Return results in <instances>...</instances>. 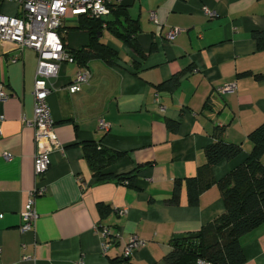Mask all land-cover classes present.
Listing matches in <instances>:
<instances>
[{
	"label": "crops",
	"instance_id": "crops-1",
	"mask_svg": "<svg viewBox=\"0 0 264 264\" xmlns=\"http://www.w3.org/2000/svg\"><path fill=\"white\" fill-rule=\"evenodd\" d=\"M116 2L138 20L136 40L145 57L134 65L138 57L104 31L102 40L118 50L119 65L98 59L88 66L60 63L47 97L60 147L48 154L40 175L34 172L32 124L37 54L0 40V86L9 94L0 100V264H114L111 259L163 264L174 235L199 233L224 212L216 182L244 159L252 146L248 134L264 123V52L251 38L252 30H264V0ZM16 12L14 3L2 2L0 14ZM76 24L77 18L67 15L58 30L72 50L89 43L88 33L66 30ZM171 28L179 33L170 40ZM80 67H87L90 77L70 93L67 87ZM175 75L179 82L171 88ZM227 83H235V91L220 93ZM167 120L177 123L175 131H169ZM216 128H223V138L240 144L242 152L204 172V150ZM90 142L123 153L103 174L139 167L132 186L97 180L84 156ZM195 176L212 183L190 203L186 180ZM176 181L178 203L168 204ZM42 188L43 194L33 198L38 217L21 230V211L31 191ZM98 203L110 207L103 218ZM99 225L112 235L105 252ZM131 235L144 244L125 258L122 248ZM239 242L244 264H264V224Z\"/></svg>",
	"mask_w": 264,
	"mask_h": 264
},
{
	"label": "trees",
	"instance_id": "trees-1",
	"mask_svg": "<svg viewBox=\"0 0 264 264\" xmlns=\"http://www.w3.org/2000/svg\"><path fill=\"white\" fill-rule=\"evenodd\" d=\"M2 2H0L1 6ZM109 12L102 16H92L82 13L77 16V24L67 27L66 30H79L88 33V45L77 49H69L66 38L60 36L66 50L73 56L80 66H88L93 59H98L106 66L119 65L120 56L118 50L102 40L104 31L118 39L130 49L138 59H134V65H138L140 59L145 57L139 47L136 35L140 31L137 19L131 18L125 5L115 3L108 5ZM60 29V28H59ZM58 29V30H59ZM251 38L255 41L259 51L264 52V30L254 29ZM179 76L175 75L169 80L171 88L176 87ZM158 86V85H157ZM166 126L169 131H175L177 123L167 120ZM214 140L205 147L206 162L202 171L207 172L211 167L222 160H231L242 152L240 144L231 143L223 138V128H216ZM251 142V150L244 159L216 183L223 199L225 210L212 223L199 231L197 240H173V248L163 257V264H196L198 258L206 259L214 264H244L245 258L239 242L241 235L264 224V123L260 124L248 134ZM84 156L99 181L109 178L116 182H124L132 186L134 179L140 170L136 167L128 173L110 175L103 174V170L117 162L123 153L103 147L100 143L90 142L84 147ZM209 179L203 181L199 176L186 180L188 199L190 203L197 201L199 194L210 184ZM180 182L174 184L173 194L166 199L168 204H177ZM101 218L108 212L110 207L103 203L97 205ZM112 235H109L107 242ZM197 243V251L192 249ZM116 263V259H111Z\"/></svg>",
	"mask_w": 264,
	"mask_h": 264
},
{
	"label": "built area",
	"instance_id": "built-area-1",
	"mask_svg": "<svg viewBox=\"0 0 264 264\" xmlns=\"http://www.w3.org/2000/svg\"><path fill=\"white\" fill-rule=\"evenodd\" d=\"M114 0H0V2H12L17 6L15 15L8 16L0 14V40L11 42L17 48H30L37 54V70L34 82V120L36 152L34 154V172L36 175L42 174L48 164V154L60 147L59 142L53 131L54 122L51 117L50 109L47 103V97L52 90L49 83L51 76L55 75L62 61H75L73 56L66 50L62 39L58 33L64 19L67 15L79 16L82 13H89L92 16L99 17L109 12L108 5ZM210 14L208 9L204 10ZM151 17H155L154 11H151ZM179 29L171 28L167 32V38L173 39ZM17 56L12 58L16 61ZM90 77V71L87 67H80L74 77V81L68 85L70 93L81 89V85L86 83ZM236 89L235 83H227L219 87L220 93H231ZM8 92L0 86V100L8 98ZM100 126L107 129L103 120L99 122ZM5 158H8L6 155ZM126 181L124 182V184ZM44 189H34L30 193L23 210L21 211V230L31 228L37 217V211L33 198L43 194ZM120 212L124 213L125 210ZM104 240L102 251L105 252L109 246L107 239L111 235L108 226L99 225ZM144 241L137 235H131L122 248V257L128 258ZM22 257H25L22 255ZM79 264H83L82 261ZM196 264H214L206 259L198 258Z\"/></svg>",
	"mask_w": 264,
	"mask_h": 264
},
{
	"label": "water",
	"instance_id": "water-1",
	"mask_svg": "<svg viewBox=\"0 0 264 264\" xmlns=\"http://www.w3.org/2000/svg\"><path fill=\"white\" fill-rule=\"evenodd\" d=\"M199 233H191V234H176L174 235V239L175 240H186V239H192V240H197L199 238ZM200 246V243H197L192 249L194 250V252H196L198 249L197 247Z\"/></svg>",
	"mask_w": 264,
	"mask_h": 264
}]
</instances>
